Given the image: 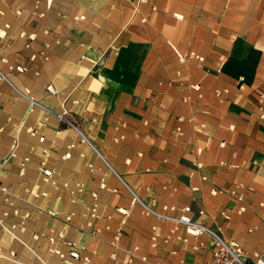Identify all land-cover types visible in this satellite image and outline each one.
<instances>
[{
    "label": "crops",
    "instance_id": "obj_1",
    "mask_svg": "<svg viewBox=\"0 0 264 264\" xmlns=\"http://www.w3.org/2000/svg\"><path fill=\"white\" fill-rule=\"evenodd\" d=\"M181 215L264 253V0H0V264H213Z\"/></svg>",
    "mask_w": 264,
    "mask_h": 264
},
{
    "label": "built area",
    "instance_id": "obj_2",
    "mask_svg": "<svg viewBox=\"0 0 264 264\" xmlns=\"http://www.w3.org/2000/svg\"><path fill=\"white\" fill-rule=\"evenodd\" d=\"M190 56H193V54L190 53ZM47 90L50 93H54V90L50 85L47 86ZM43 174L47 177L50 176V172L47 170H45ZM79 187H81V185H79ZM132 194L133 200L136 203L144 205L136 197V195H134V193ZM178 222L185 224L187 232L192 235H200L202 233H207L211 237L213 242V264H252L249 262L244 250L238 243L224 239L216 230L207 228L199 223L192 221L187 215H181L178 219ZM50 241L53 242V239L51 238ZM69 245L73 246L74 244L69 243ZM54 252H56L60 257H63V254H61L59 251L54 250ZM71 254L77 257V254L75 253ZM84 261L88 263L87 260L84 259ZM253 264H264V253L261 255L256 254L255 261Z\"/></svg>",
    "mask_w": 264,
    "mask_h": 264
},
{
    "label": "rangeland",
    "instance_id": "obj_3",
    "mask_svg": "<svg viewBox=\"0 0 264 264\" xmlns=\"http://www.w3.org/2000/svg\"><path fill=\"white\" fill-rule=\"evenodd\" d=\"M44 177H46V179H48L47 176L44 175ZM10 178H12V177L10 176ZM10 192L13 193L14 191H13V190H10ZM37 193H39V192L37 191ZM33 194H34V192H33ZM11 198H12V200H13V199H14V200L17 199V198H15L14 196H11ZM15 203H16V202H14V205H15ZM12 208L15 209V210H17V213H18V210H19V209H18V206H17V207H16V206H12ZM31 208H32V209H35L34 206H31Z\"/></svg>",
    "mask_w": 264,
    "mask_h": 264
}]
</instances>
